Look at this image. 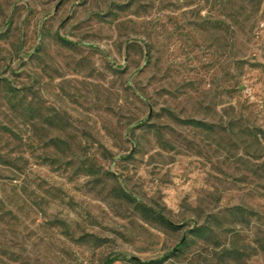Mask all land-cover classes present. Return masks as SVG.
Wrapping results in <instances>:
<instances>
[{"label":"rangeland","instance_id":"rangeland-1","mask_svg":"<svg viewBox=\"0 0 264 264\" xmlns=\"http://www.w3.org/2000/svg\"><path fill=\"white\" fill-rule=\"evenodd\" d=\"M264 264V0H0V264Z\"/></svg>","mask_w":264,"mask_h":264},{"label":"trees","instance_id":"trees-1","mask_svg":"<svg viewBox=\"0 0 264 264\" xmlns=\"http://www.w3.org/2000/svg\"><path fill=\"white\" fill-rule=\"evenodd\" d=\"M136 264H141V263H139V262H135ZM146 264H148V263H146Z\"/></svg>","mask_w":264,"mask_h":264}]
</instances>
